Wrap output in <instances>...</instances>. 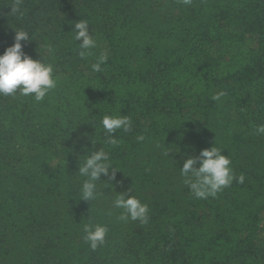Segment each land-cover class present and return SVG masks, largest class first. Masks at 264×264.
I'll return each instance as SVG.
<instances>
[{
    "label": "trees",
    "instance_id": "1",
    "mask_svg": "<svg viewBox=\"0 0 264 264\" xmlns=\"http://www.w3.org/2000/svg\"><path fill=\"white\" fill-rule=\"evenodd\" d=\"M11 3L0 0V54L23 28V51L51 62L58 86L41 102L0 96V264H264V0H23L22 19ZM81 19L97 41L84 60ZM118 114L132 130L111 147L100 120ZM214 146L244 182L197 199L180 169ZM101 147L116 181L102 176L90 203L79 157ZM113 189L148 205L146 225L117 220ZM88 217L109 228L95 251Z\"/></svg>",
    "mask_w": 264,
    "mask_h": 264
},
{
    "label": "clouds",
    "instance_id": "2",
    "mask_svg": "<svg viewBox=\"0 0 264 264\" xmlns=\"http://www.w3.org/2000/svg\"><path fill=\"white\" fill-rule=\"evenodd\" d=\"M183 3L190 4L191 0H183ZM9 6L12 17L23 18L25 14L23 0H12ZM71 32L75 42L82 41L78 43V57L84 60L92 56V50L97 47V41L90 34L88 21L81 19L75 22ZM30 40L33 39L30 38L28 31L23 28L15 29L13 45L7 47L3 54H0V96L15 98L19 93L21 96H32L36 102H41L47 94L57 88L58 80L54 73L53 64L46 62L41 57L39 60H34L23 51L24 45L21 42ZM44 49L48 54L54 53L50 44H45ZM107 61V53L102 52L96 57L95 63L91 65L92 71H103L102 66ZM225 96L226 92L219 91L212 96V100L219 101ZM100 126L104 132V144L116 147L120 143L115 137L116 132L118 130L125 133L130 132L132 121L128 115H103ZM255 133L264 135V124L256 126ZM144 139L143 134L136 136L137 141ZM93 148L95 147L93 146ZM170 152L167 151L164 154L169 156ZM222 152L219 147L214 146L200 151L198 156H188L184 160L183 167L180 169L181 176L184 177V184L195 198H215L219 192L230 187L234 180L238 183L244 182V176L236 177L231 167L232 161ZM116 172L109 151L103 147L99 151L85 149L83 160L81 161L79 157L77 171L78 175L84 178L79 189L80 200L92 203L102 196V192L98 188V182L102 181V176L108 178L107 181H104L106 186L110 185L113 188L111 182L116 181ZM129 192H131L130 189ZM111 207L121 210L117 216V220L120 222L127 223L131 220L139 221L142 225L148 223V205L142 203L137 197L129 195L128 192L116 193ZM107 214L111 215L112 212L109 211ZM88 219L89 222L83 225L84 235L82 239L92 251H95L104 245L109 228L104 224L92 223L90 217Z\"/></svg>",
    "mask_w": 264,
    "mask_h": 264
}]
</instances>
